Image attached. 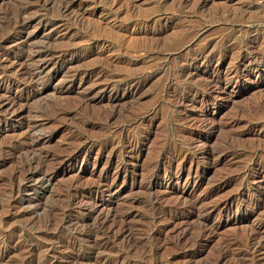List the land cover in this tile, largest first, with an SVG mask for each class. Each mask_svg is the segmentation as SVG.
I'll list each match as a JSON object with an SVG mask.
<instances>
[{
  "label": "rangeland",
  "instance_id": "rangeland-1",
  "mask_svg": "<svg viewBox=\"0 0 264 264\" xmlns=\"http://www.w3.org/2000/svg\"><path fill=\"white\" fill-rule=\"evenodd\" d=\"M19 1L0 0V57L38 47L54 56L42 93L14 114L0 106V264H98L86 240L43 223L74 192L71 219L83 221L95 201L88 192L101 182L111 187L94 215L129 210L144 228L126 251L129 264H203L224 242L243 249L249 235L264 247V0H77L75 15L40 0L23 16L31 25L3 40L4 17ZM3 68L0 92L20 93L22 82L11 84ZM27 133L52 177L22 191V159L7 148ZM154 193L159 206L184 212L194 202L195 214L181 225L165 214L150 238ZM179 226L192 238L201 226L212 235L185 251L172 242ZM256 253L264 262V248Z\"/></svg>",
  "mask_w": 264,
  "mask_h": 264
},
{
  "label": "bare ground",
  "instance_id": "bare-ground-1",
  "mask_svg": "<svg viewBox=\"0 0 264 264\" xmlns=\"http://www.w3.org/2000/svg\"><path fill=\"white\" fill-rule=\"evenodd\" d=\"M52 1L57 3L55 5L57 6L58 11L61 13V15L62 14L63 15H71V14L75 15V13H78V12H75L76 7L78 6L77 0H52ZM39 2L40 0H20L15 5L14 12L13 11L9 12L10 10L8 11V13L4 17V20H5L4 26L2 25L3 27H8V31L4 35L3 40L10 39V38L15 37L16 35L22 34L31 25L34 19L28 18L29 16L26 17V19L25 18L23 19V16L25 15V13L33 10L35 6L39 4ZM46 3L47 2H45V4ZM21 43L24 44V42H21ZM17 51L14 53H11V52L4 53L0 57V67L2 68L5 67V69L7 68L8 71L7 70L5 71L7 73L9 72L8 76L9 75L11 76L12 74L14 75V78L10 79L11 84L15 82L18 83V81H21L23 84L22 85L23 87L21 86L22 88L20 89L21 90L20 93L18 92L17 94H11L10 92H4V93L0 92V106L4 104L9 105L11 107L10 108L11 110L9 112L12 114L16 112L17 110L16 108H18L16 106L19 104L20 100L22 99L28 100L31 97L42 93L45 86L44 88L43 87L41 88V86L40 87L38 86L39 81H40L39 78H40L41 73L49 65L50 58L54 56L50 48L38 47V48H31L28 50L20 48V50L18 52ZM30 66H35V68H31ZM80 74L81 73H76L74 74V77L76 78ZM4 80H5V77H4ZM71 84L73 86L74 83L72 82ZM100 97L103 98V94L100 95ZM110 99H112L115 102H118L120 100V96H118L117 93H114V95H112ZM57 110L55 112H58ZM29 133L25 134L26 136L24 135V137L21 139L16 138L18 140L12 142L11 145L7 148L8 149L7 151L10 153V155L12 156L18 155L22 159L19 161H21L20 165H21V168L24 174V175L22 174L23 176L21 175L23 179L22 182L24 181V183L21 185L20 183H18L20 186L18 185V187H16V188L21 189L22 191H27L30 189H37L38 188L37 184L34 185L32 184L33 182L35 181L36 183L39 182V184L42 186L45 183L49 182L52 177V174L50 173L49 170L47 171L45 170L46 168L45 169L42 168L41 164L43 163V160H44L43 157L45 156H41V153H37L38 142H35L34 140L32 141L30 139L31 135ZM10 141H12V139ZM110 187H111L110 184L106 182H101L97 185V187L89 190L88 194L90 195L91 199H94L95 201L93 205L91 204L92 205L91 208H89L87 211L81 210L83 221L78 220V221L73 222L71 219L73 216V213H76L77 203H78L77 198L79 195L74 192V194L71 195L69 202L67 203L65 201L67 204L63 205L64 203L63 202L62 204L53 206L52 211L50 210L51 215L50 217L47 216L49 218L46 219V221L43 223L44 224L43 226L45 228L54 226L56 229H58L61 232L64 230H69L70 237L72 235L71 233L74 234L75 232L78 237L88 242L87 251L91 252L95 256V260L97 261L98 264H129L125 259L126 251L137 249L136 247L138 243H137V240H134L135 239L134 237L139 231H141L144 228L137 227L131 224L130 217L132 216L133 212L129 210H125L121 214H117V215L115 214L111 216L109 214H105L106 212L104 214L103 213L101 214V212L100 213L98 212L97 215L96 214L94 215V213L99 210L98 205H103L106 203L104 199L105 197L103 198V192L110 190ZM17 191L18 190H16V192ZM18 198L22 199L20 197ZM18 198L13 197L11 202L15 203V200H17ZM162 199H163L162 196L155 194V193L152 197L149 198V202L151 204V209H152L150 216L148 217L149 223L152 225L150 228H148V230L150 229L148 232V235L150 238H156L158 234L162 231L163 228L159 225L158 222L165 214L166 216L167 215L171 216V218L178 219V221L180 219L181 220V222L179 221L180 225L181 223L185 224L186 218L191 217L192 215L195 214L194 202L192 204L189 203L191 206L186 208V211L184 212V210H182L180 206L176 203L175 204L172 203V205H169L167 207L163 205L159 206L158 204H160V200ZM186 212L190 213L188 214L189 215L188 217L186 216ZM91 218H92L91 222L87 220ZM179 227L180 229L177 231L176 234H174L175 237L172 242L176 244L178 247L185 249V251H190L192 248H195V247H198V249L199 247H203L205 242L208 241V239H210L212 235L211 234L212 231L210 230L208 226H203V227L201 226L202 228L201 227L199 228L200 230L197 232L198 234L196 233L197 235L195 237H194L195 235L194 234L193 238L191 236L192 232L189 229H187V227L185 226L184 227L179 226ZM254 239H255L254 235H249L247 236V238L245 237L244 243L242 239H241L242 240L241 242L237 241L236 239L235 241L236 247H239L243 243L242 244L243 249L239 247L240 250L235 251V252H234L235 248L232 250V247H230L229 244L226 245L227 242H224L226 244L222 246L221 248L219 247L220 251L217 252V254L215 253L216 255L213 258H211L212 257L211 256L210 259H207L209 260L208 262L207 261L206 263L203 262V264H264V262L261 260V258L256 253L257 250H260L264 247L261 245L258 249L257 248L255 249V247L252 246ZM234 240L235 239H233L232 241L234 242ZM158 248L159 247L149 248V249L143 248L141 250V257H143L144 259V258H148L149 256H151V254L154 255L155 251L156 252L158 251ZM192 252L194 253L197 251H192ZM47 263H48V259L45 258L44 264H47Z\"/></svg>",
  "mask_w": 264,
  "mask_h": 264
}]
</instances>
